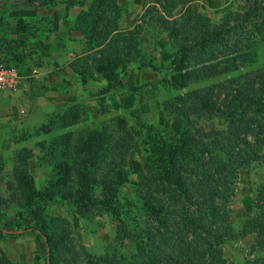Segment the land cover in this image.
Wrapping results in <instances>:
<instances>
[{"label": "rangeland", "instance_id": "374dc122", "mask_svg": "<svg viewBox=\"0 0 264 264\" xmlns=\"http://www.w3.org/2000/svg\"><path fill=\"white\" fill-rule=\"evenodd\" d=\"M155 2L0 0V61L19 76L15 92L0 91V264H44L43 238L31 230L20 233L35 225L36 212L50 226L49 233L70 246L64 254L75 259L71 264L93 263L102 256L116 264L140 263L136 258L143 241L136 229L150 231L154 223L140 207L137 195L143 190L150 194L159 191L153 195L163 197L156 159L146 143L170 147L180 173L195 170L198 145L224 125L222 119L208 114L203 117L192 108L198 101L194 93L200 91L221 101L231 81L236 83L244 74L264 69V0H174L173 7H167L169 16L192 18L191 34L196 33L192 27L197 17L209 25L229 20L228 16L246 18L225 42L213 48V56H208L205 64H215L221 70L218 75L203 77L208 68L197 76L198 58L192 55L189 76L184 78L187 84L173 88L163 77L172 74L177 43L185 30L175 24H168L167 33L160 30L161 20L153 18L159 7ZM102 12V18L97 19ZM104 24L115 29L113 39L118 47L123 35L132 34L139 48L134 58L130 50L128 59H133L118 83L106 81L92 65L93 56L98 55L94 52L98 48H93L95 36ZM226 58L234 59L235 70L221 63ZM178 109H182L179 114ZM44 126L47 130L41 132ZM107 126L114 136L123 131L130 136V147L114 153L113 162L125 182L116 191L112 212L96 202L98 195L93 198L89 194L93 199L82 204L62 200L59 195L48 200L34 198V204H25L13 175L15 168L24 170L33 189L41 191L48 181L56 180L63 152L67 150L73 158L70 146L75 138L87 131L100 133ZM187 136L200 142L187 144ZM68 137L70 143L65 144ZM262 152L264 155V148ZM216 155L221 157L219 152ZM70 179L77 189V180ZM263 199L264 162L238 169L226 203L228 235L242 231L254 217L256 203ZM59 222H63L64 234L56 227ZM253 242L254 235L246 234L224 243L221 259L226 264L242 263L250 258Z\"/></svg>", "mask_w": 264, "mask_h": 264}, {"label": "trees", "instance_id": "16d2710c", "mask_svg": "<svg viewBox=\"0 0 264 264\" xmlns=\"http://www.w3.org/2000/svg\"><path fill=\"white\" fill-rule=\"evenodd\" d=\"M172 3L156 0L154 4L159 7L153 18L161 20L160 30L165 33L169 30L168 24L181 25L185 30L184 37L177 43L171 65L172 74L169 78L163 77L165 82L178 89L187 84H184V78L189 76L188 60L192 55L198 58L199 68L195 71L199 72L197 76H200L203 69L208 68L203 77L218 75L221 72L215 68V64H205L208 62V56H213V48L225 42L231 31L237 30L246 17L228 16L229 20L217 25H209L207 21L197 17L192 27L196 33L191 34L189 22L192 18L175 19L169 16L167 7H173ZM103 15L104 12L97 16V19H101ZM230 20L233 21L232 25L228 24ZM114 31L111 25H101L93 46L98 48L94 51L98 55L93 56L92 65L95 72L101 74L106 81L113 80L118 83L126 72V66L139 53V48L132 41L135 36L132 34L126 35L127 37L123 35V43L118 47L117 40L113 39L117 34ZM108 46L113 47L109 52L105 50ZM205 49L210 50L207 52ZM130 50L133 52L132 59H128ZM221 63H225L224 66L227 67L231 66L234 70L237 68L234 59L226 58ZM118 67L119 71H115ZM150 67L154 71L158 70L151 65ZM83 83L84 80H81L80 85L83 86ZM223 92L227 98L223 97L221 101L201 95L200 91L194 93V98L198 101H194L192 108L203 117L208 114L211 118L222 119L224 125L223 129L213 131L211 139L203 141L200 145L198 139L191 136L185 138V143L199 146L197 155L194 156L195 170H189L188 174L180 173L179 166L172 160L174 152L170 147L165 149L151 141L146 143L156 159L161 181L159 190L163 197L153 195L159 191L150 194L143 190L137 195L140 207L151 216L154 227L150 231L136 229L143 245L136 258L140 263L135 264H226L221 259L222 245L246 234L254 235V242L249 251L250 258L234 264H264V199L256 203L254 217L245 223L242 231L236 236L227 233L226 212V203L233 193L236 171L247 168L251 162H264V69L244 74L236 83L231 81ZM177 112L179 114L182 109ZM108 129L109 126L100 133L87 131L83 136L75 138L70 146L73 158L66 153L67 150L63 152L64 161L57 166L56 180L48 181L41 191L33 189L24 170L15 168L13 175L25 204H34V198L48 200L57 195L62 200H73L82 204L83 201L88 202L98 195L100 199L96 202L104 211L112 212L116 191L120 184L125 182L124 178L120 177L123 176L121 169L115 167L113 162L114 153L130 147V136L124 131L120 136H114ZM46 130L47 126L41 128V132ZM68 139L70 138H67L65 144L70 143ZM217 152L221 157L216 155ZM71 177L79 183L77 189H74ZM113 179L118 183H114ZM88 194L93 198L89 199ZM49 227L42 214L36 212L35 225L22 229L20 233L31 230L43 238L46 250L44 264L75 263V259H67L64 254L70 246H65L60 237H53L49 233ZM56 227L62 231L61 234L65 233L63 222H59ZM87 264L116 262L110 257L102 256Z\"/></svg>", "mask_w": 264, "mask_h": 264}, {"label": "built area", "instance_id": "2783aa9c", "mask_svg": "<svg viewBox=\"0 0 264 264\" xmlns=\"http://www.w3.org/2000/svg\"><path fill=\"white\" fill-rule=\"evenodd\" d=\"M32 73L36 74L37 70L33 69ZM18 83L19 76L15 69L0 61V91L15 92Z\"/></svg>", "mask_w": 264, "mask_h": 264}]
</instances>
